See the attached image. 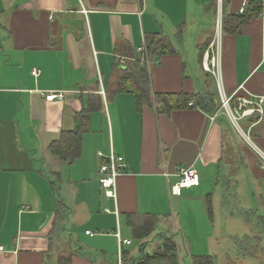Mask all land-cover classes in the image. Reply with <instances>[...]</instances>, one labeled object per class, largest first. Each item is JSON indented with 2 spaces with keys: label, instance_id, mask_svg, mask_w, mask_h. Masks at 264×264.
Here are the masks:
<instances>
[{
  "label": "crops",
  "instance_id": "obj_1",
  "mask_svg": "<svg viewBox=\"0 0 264 264\" xmlns=\"http://www.w3.org/2000/svg\"><path fill=\"white\" fill-rule=\"evenodd\" d=\"M252 1L261 3L258 14L239 32L223 31L222 21ZM262 13L264 0H0V264H117L119 252L123 264H137L161 250L160 235L172 236L189 264H234L228 250L210 246L248 233L244 213L264 216L263 204L229 205L218 186L242 169L264 185ZM154 35L173 52L139 65L150 95L138 108L130 88L116 85ZM212 42L219 76L199 57ZM49 92L64 97L48 101ZM221 95L233 111L239 100L254 108L262 100L261 111L241 117L237 133ZM82 124L77 157L50 152L63 131ZM98 152L124 158L115 199L100 186ZM182 167L197 171L198 186L172 188ZM146 214L157 222L135 240L130 222ZM227 225L231 233H216ZM117 231L131 243L119 247Z\"/></svg>",
  "mask_w": 264,
  "mask_h": 264
},
{
  "label": "trees",
  "instance_id": "obj_2",
  "mask_svg": "<svg viewBox=\"0 0 264 264\" xmlns=\"http://www.w3.org/2000/svg\"><path fill=\"white\" fill-rule=\"evenodd\" d=\"M261 10V3L250 2L244 13L232 15L222 21V30L232 33L239 32L244 23L248 22L252 16L257 15ZM209 43L199 48V57L202 60L203 55ZM148 55L160 57L163 54L173 52V48L165 37L154 35L146 45ZM138 61L132 63L131 69H126L124 75L118 80L116 92L130 91L135 94L138 108L148 100L150 95V86L148 71L139 66ZM156 95H154L155 97ZM190 97L185 95L182 102L188 104ZM87 119V115L83 117ZM83 125L75 127L72 131H63L60 137L50 145V152L61 160L74 159L79 154L80 136L83 132ZM157 222L156 216L146 214L139 221H131L132 234L137 240L145 239L152 231ZM162 237L161 250L154 252L152 255L144 254L139 258L137 264H150L153 261H166L168 264H180L176 249V244L172 236L160 235ZM211 257H193L194 264H210ZM66 264H70L67 260Z\"/></svg>",
  "mask_w": 264,
  "mask_h": 264
},
{
  "label": "rangeland",
  "instance_id": "obj_3",
  "mask_svg": "<svg viewBox=\"0 0 264 264\" xmlns=\"http://www.w3.org/2000/svg\"><path fill=\"white\" fill-rule=\"evenodd\" d=\"M222 110L227 114L231 124L233 125V129L239 133V126H244L242 121L233 120L231 116H229L227 110L222 108ZM237 132V133H238ZM244 137V136H243ZM236 170V169H235ZM248 174L242 169L241 173L237 174V171H233L232 174L222 177L218 183L219 189L223 188L224 192L228 193L227 202L230 205H238L248 204V206L254 208H261L264 205V200L260 198L262 191L264 192L263 186L260 185L261 182L255 183L249 178ZM227 179V180H226ZM230 179V181H228ZM213 190V189H212ZM196 203H188L187 205H192ZM263 204V205H262ZM184 203V206H187ZM237 214V213H236ZM244 216L249 218V230H235L233 234H240L238 238L234 239H225L219 238L216 242V245L210 246V248L220 250H228V257L234 264H264V216L257 217L254 213L246 212ZM258 218V219H257ZM260 222V223H259ZM172 225V220H168V227ZM257 225H261L260 229L257 228ZM223 229L216 230V233H222L226 236L228 233L232 231H228L225 229H229L230 227L227 225L223 226ZM245 230V229H243ZM243 234L247 235L246 237ZM136 240V239H135ZM235 240V241H234ZM235 242V243H234ZM177 254L181 253V261L182 264H189L188 256L185 254L184 248L179 245V248L176 246ZM188 249V247H187ZM180 252V253H179ZM190 261V260H189ZM223 259L219 260L217 264H222Z\"/></svg>",
  "mask_w": 264,
  "mask_h": 264
},
{
  "label": "built area",
  "instance_id": "obj_4",
  "mask_svg": "<svg viewBox=\"0 0 264 264\" xmlns=\"http://www.w3.org/2000/svg\"><path fill=\"white\" fill-rule=\"evenodd\" d=\"M246 8L247 2L244 3L243 7L240 9V12L244 13ZM84 12L86 13L87 11ZM261 16L264 17V13H262ZM137 52L139 53L140 57L135 61H138L141 66L149 68L151 61L149 60V55L145 43L137 48ZM203 69L215 76H219V54L218 51L213 50V42L210 44L209 48L203 55ZM31 73L33 76H37L39 74V70L33 69ZM63 97L64 95L62 92H49L45 95V99L48 101H52L55 99L61 100L63 99ZM261 101L262 100L256 103V105H258V108H254L249 106L253 103V101L248 99L239 100L236 111H233L229 98L221 95L220 99L221 107L227 110L229 116H231L234 121L238 118L249 116L257 112L258 110L261 111V109H259V104L261 103ZM98 156L101 158V164L99 168L101 174V177L99 179L100 186L104 190L107 197L115 199L116 180L124 173L123 171L126 166L124 158L123 156L115 154L113 152H111L107 156H104L101 152H98ZM177 176L178 181L175 185L172 186V188L177 189V191L182 188L196 187L200 184L201 181L199 174L193 167L180 168L177 172ZM106 211L108 210L106 209ZM86 233L90 234L89 232ZM115 236L118 240L119 247L123 245H129L131 243L130 240L121 239L118 231L115 233ZM3 250V246L0 245V251ZM117 264H123L120 252L118 254Z\"/></svg>",
  "mask_w": 264,
  "mask_h": 264
}]
</instances>
